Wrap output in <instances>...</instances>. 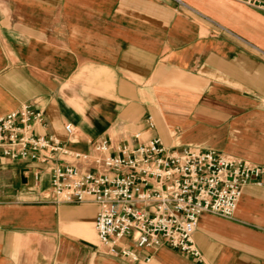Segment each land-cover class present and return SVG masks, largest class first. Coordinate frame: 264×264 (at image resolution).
<instances>
[{"label": "crops", "instance_id": "crops-1", "mask_svg": "<svg viewBox=\"0 0 264 264\" xmlns=\"http://www.w3.org/2000/svg\"><path fill=\"white\" fill-rule=\"evenodd\" d=\"M23 103L44 113L37 133L72 150L159 137L264 164V10L236 0H0V117ZM49 188L42 165L1 166L0 264H201L166 245L143 250L146 263L110 255L98 206L45 201ZM193 238L208 264H264V190L246 186L230 219L201 214Z\"/></svg>", "mask_w": 264, "mask_h": 264}, {"label": "built area", "instance_id": "built-area-1", "mask_svg": "<svg viewBox=\"0 0 264 264\" xmlns=\"http://www.w3.org/2000/svg\"><path fill=\"white\" fill-rule=\"evenodd\" d=\"M236 1L264 10V0ZM44 120L28 103L0 117V168L6 160L42 165L50 172L45 201L96 204L100 243L128 262H149L141 252L166 245L208 264L193 238L201 214L230 219L246 186L264 190V164L217 150L169 148L159 137L134 146L103 140L82 152L37 133ZM65 130L75 141L73 125Z\"/></svg>", "mask_w": 264, "mask_h": 264}, {"label": "water", "instance_id": "water-1", "mask_svg": "<svg viewBox=\"0 0 264 264\" xmlns=\"http://www.w3.org/2000/svg\"><path fill=\"white\" fill-rule=\"evenodd\" d=\"M23 180L25 181V178H23Z\"/></svg>", "mask_w": 264, "mask_h": 264}]
</instances>
